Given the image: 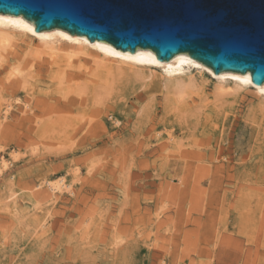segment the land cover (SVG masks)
<instances>
[{
    "label": "rangeland",
    "instance_id": "rangeland-1",
    "mask_svg": "<svg viewBox=\"0 0 264 264\" xmlns=\"http://www.w3.org/2000/svg\"><path fill=\"white\" fill-rule=\"evenodd\" d=\"M27 44L8 67L26 77L9 97L21 107L0 112V264H264V99L253 87L220 96L216 78L195 73L175 104L159 68L72 83L38 40ZM30 116L40 124H15Z\"/></svg>",
    "mask_w": 264,
    "mask_h": 264
},
{
    "label": "water",
    "instance_id": "water-1",
    "mask_svg": "<svg viewBox=\"0 0 264 264\" xmlns=\"http://www.w3.org/2000/svg\"><path fill=\"white\" fill-rule=\"evenodd\" d=\"M0 14L22 16L37 32L149 49L160 62L187 54L215 74L264 83V0H0Z\"/></svg>",
    "mask_w": 264,
    "mask_h": 264
},
{
    "label": "bare ground",
    "instance_id": "bare-ground-1",
    "mask_svg": "<svg viewBox=\"0 0 264 264\" xmlns=\"http://www.w3.org/2000/svg\"><path fill=\"white\" fill-rule=\"evenodd\" d=\"M29 40H38L39 46L45 47L48 50L47 52L51 58V60L47 62L49 67H51L52 69H62L61 72H63V74L66 75V78L72 81V83L86 82L89 78H93L94 75H97L99 70H105L112 73H122L124 71V67H127L131 70L132 74L139 76L143 75V70L145 68H148L151 72L153 71V69L159 68V70H161V75L163 76V85L168 89V91H170V99L175 104L184 101L188 89H192L197 86L195 73H197L199 76H203L205 72L210 73L214 78H216V93L220 96H239L240 93L253 87L254 89L251 90L264 99V83L260 85L252 83L250 74L248 73L242 74L228 71L222 72L220 74H215L209 67L205 66L198 60L193 59L187 54H178L169 61L160 62L157 60L155 54L149 49L139 48L134 53L129 51H122L115 48L112 44L108 42H91L86 37L78 36L76 34L72 35L69 32L58 28L37 32L34 26L22 16L0 14V93H2L0 97V112L3 111L5 114L10 113L16 108L20 109L21 107L20 105H17L12 102L9 97H14L20 92V90L22 91V89L26 90V85L23 84L24 79H22L23 77H25V74L22 76V78H16L15 73L17 72H13V78L11 77L12 75H10L11 72H8V67L12 65V60L16 61L21 57L19 50L21 49V46H29L30 44H27V41ZM65 46L69 47L68 51L64 49ZM25 54H27V52ZM83 60L84 62H82ZM89 62H92V64H94L96 69H93L96 71H85V64ZM44 63V61L40 62V65H44ZM18 67L19 66H17V68ZM17 74L19 75V73ZM32 91H35V89ZM32 91L30 92L32 93ZM21 100L17 98L18 103H20ZM24 106L26 107V109L24 107L25 110L31 109L29 104H26ZM27 107L29 109H27ZM177 108H179V106H177ZM32 110L34 111V109ZM109 116L111 117V119L113 118V115L110 114ZM33 122H37L40 124V122L35 121V119L31 116L27 117L26 121H15V124L30 125ZM118 122V120H115L116 124ZM165 141L167 142V140ZM170 145L172 146V144ZM174 151L177 152L178 155L184 157L193 156L194 154L197 155L196 157H199L198 155H202L200 151L199 153L181 149ZM216 153V155H221L220 151H217ZM204 155L205 154H203V156ZM216 168L218 170H221L220 165L216 166ZM49 185L51 186V188L55 189V187H52V184L49 183Z\"/></svg>",
    "mask_w": 264,
    "mask_h": 264
}]
</instances>
